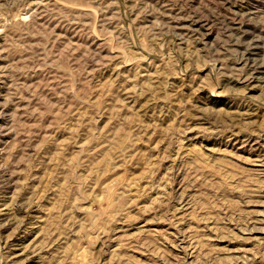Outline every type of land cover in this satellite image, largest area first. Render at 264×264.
Instances as JSON below:
<instances>
[{"label": "rangeland", "instance_id": "374dc122", "mask_svg": "<svg viewBox=\"0 0 264 264\" xmlns=\"http://www.w3.org/2000/svg\"><path fill=\"white\" fill-rule=\"evenodd\" d=\"M0 264H264V0H0Z\"/></svg>", "mask_w": 264, "mask_h": 264}, {"label": "bare ground", "instance_id": "6f19581e", "mask_svg": "<svg viewBox=\"0 0 264 264\" xmlns=\"http://www.w3.org/2000/svg\"><path fill=\"white\" fill-rule=\"evenodd\" d=\"M263 220V219H262Z\"/></svg>", "mask_w": 264, "mask_h": 264}]
</instances>
